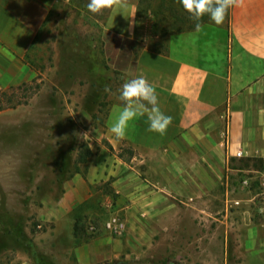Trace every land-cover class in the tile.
I'll return each instance as SVG.
<instances>
[{
  "label": "crops",
  "instance_id": "1",
  "mask_svg": "<svg viewBox=\"0 0 264 264\" xmlns=\"http://www.w3.org/2000/svg\"><path fill=\"white\" fill-rule=\"evenodd\" d=\"M137 1L126 0V7L110 9L106 29L116 39L105 43V54L120 70V87L136 77L149 81L160 110L172 117L171 124L160 135L148 131L147 114L137 116L129 122L126 137L116 141L109 129L122 104L112 102L103 136L114 152L100 146L86 169L63 181L56 199L42 198L41 205L52 208L37 216L51 223L50 228L31 234L21 227L18 232L34 247L1 246L0 264H42L34 253L51 258L52 264H103L112 258L117 241L105 235H76L73 228L77 208L92 198L95 186L107 181L124 204L154 207L158 221L164 206L168 218H175L171 208L176 199L199 208L204 221L217 220L215 216L224 211L223 222L230 216L228 209H234L244 224L247 253L264 250L262 191L261 201L248 189L244 198L233 196L234 187L244 188L248 178L235 177L252 171L240 166L241 158H264V0H238L221 25L208 17L200 31L153 35L151 42L144 30L148 26L151 31L152 17L136 18ZM56 2L0 0L1 89L35 76L24 56ZM122 147L130 154L120 156ZM237 150L242 157L235 156ZM30 204L31 199H24L5 205ZM252 215L262 216V221L255 223Z\"/></svg>",
  "mask_w": 264,
  "mask_h": 264
},
{
  "label": "rangeland",
  "instance_id": "2",
  "mask_svg": "<svg viewBox=\"0 0 264 264\" xmlns=\"http://www.w3.org/2000/svg\"><path fill=\"white\" fill-rule=\"evenodd\" d=\"M87 3L88 0H57L24 56L35 76L0 88V103H6L8 98L19 103L0 110V247H34L31 239L18 230L26 226L27 233L34 234L50 228L51 223L37 216L52 208L41 205L42 198L56 199L63 181L86 169L100 146L114 152L103 133L108 107L119 101L120 70L105 54V43L116 36L106 29L110 9L93 15ZM151 7L148 0H138L136 18L151 15ZM152 23L153 18L151 31L148 26L144 30L150 42L156 35ZM106 86L110 93L105 92ZM130 152L122 147L117 153L125 157ZM245 176L248 183L242 189L235 186L233 196L244 198L243 192L248 189L261 201L259 175L244 171L235 178ZM93 190L92 198L77 208L74 226L78 222L79 230L75 234L105 235L117 241L113 244L115 255L103 264H264L263 249L253 254L245 250L244 224L232 213L234 209H228L230 216L223 222L220 220L224 211L215 216L217 220L210 217L204 221L199 208L176 199L177 204L171 208L176 211L175 218H168V206H164L158 221L154 207L124 204L110 181ZM105 197L112 202L109 212ZM24 199H31V204L5 205L7 201L18 203ZM111 215L125 222L121 235L104 228V221ZM262 218L251 216L255 223ZM88 223L96 225L95 233L88 232ZM32 257L39 260L36 254Z\"/></svg>",
  "mask_w": 264,
  "mask_h": 264
},
{
  "label": "clouds",
  "instance_id": "3",
  "mask_svg": "<svg viewBox=\"0 0 264 264\" xmlns=\"http://www.w3.org/2000/svg\"><path fill=\"white\" fill-rule=\"evenodd\" d=\"M182 9L188 13V18L194 22L196 31H200L202 18L207 15L215 25L223 24L228 9L238 3V0H177ZM126 0H88V11L93 15L102 14L113 7H126ZM105 92L110 93V87H105ZM117 99L122 104V109L109 131L116 141L126 137L129 122L137 116L147 114L148 131L160 135L166 133L172 122V117L165 115L159 108L158 96L154 87L144 77H136L124 82Z\"/></svg>",
  "mask_w": 264,
  "mask_h": 264
},
{
  "label": "trees",
  "instance_id": "4",
  "mask_svg": "<svg viewBox=\"0 0 264 264\" xmlns=\"http://www.w3.org/2000/svg\"><path fill=\"white\" fill-rule=\"evenodd\" d=\"M144 1V0H142ZM151 4L149 9L150 14L153 18L152 29L156 35H166L172 32H180L190 28H194V22L188 18L181 5L177 3V0H148ZM208 18L205 15L200 24L206 21ZM4 96L6 93L1 92ZM19 104L18 102H10V98L7 99L6 103H0V110L5 108H11ZM240 166L247 170L261 171L264 168V158L260 157H246L241 158ZM79 230L78 222L74 226V231L77 233ZM36 254V253H34ZM38 255V254H36ZM39 260L42 264L45 262L51 263V259L46 256L38 255ZM42 260H45L43 262Z\"/></svg>",
  "mask_w": 264,
  "mask_h": 264
},
{
  "label": "built area",
  "instance_id": "5",
  "mask_svg": "<svg viewBox=\"0 0 264 264\" xmlns=\"http://www.w3.org/2000/svg\"><path fill=\"white\" fill-rule=\"evenodd\" d=\"M236 157H242V153L240 150H237L235 152ZM256 173L259 175L258 182L259 185H261L262 194L264 195V168L261 171H256ZM249 179H245L244 182L247 184ZM104 204L106 205V211L109 212L111 210L112 202L109 197H105ZM104 228L109 231L111 234L114 235H121L122 232L125 229V222L118 217L117 215H111L107 220L103 223ZM40 227V225H38ZM96 225L92 223H88L87 230L89 233H95L96 232Z\"/></svg>",
  "mask_w": 264,
  "mask_h": 264
}]
</instances>
